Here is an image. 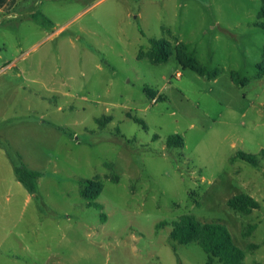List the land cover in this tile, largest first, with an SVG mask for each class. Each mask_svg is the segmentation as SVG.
<instances>
[{"label": "rangeland", "instance_id": "374dc122", "mask_svg": "<svg viewBox=\"0 0 264 264\" xmlns=\"http://www.w3.org/2000/svg\"><path fill=\"white\" fill-rule=\"evenodd\" d=\"M262 24L264 0L0 11V264H206L201 246L171 238L186 215L226 225L244 264H264V160H232L264 151ZM153 40L169 43L168 62L139 58ZM179 51L219 77L184 68ZM176 134L184 147L168 148ZM16 164L42 173L39 197ZM85 180L103 185L100 208L81 196ZM240 194L260 208L232 209Z\"/></svg>", "mask_w": 264, "mask_h": 264}, {"label": "trees", "instance_id": "16d2710c", "mask_svg": "<svg viewBox=\"0 0 264 264\" xmlns=\"http://www.w3.org/2000/svg\"><path fill=\"white\" fill-rule=\"evenodd\" d=\"M17 2L18 0H0V11H12L16 7ZM262 27L264 28V24H262ZM143 57L149 59L153 64L166 63L171 57L170 45L166 40H153L150 51L146 55L140 53L139 58ZM178 59L184 68H189L210 81L216 80L220 75L218 70H206L196 59L185 55L182 51H179ZM262 75H264L263 72L261 73ZM232 78L238 86H244L248 83L247 79H240L235 73L232 74ZM146 92L155 99L157 95L155 91L146 88ZM135 121L146 126L140 119H135ZM184 145V138L179 134L169 137L167 141L168 148H183ZM260 156L240 151L232 160L241 159L252 164L254 167H259L260 161L264 160V151L261 152ZM15 173L18 181L31 195L35 197L40 196L38 182L42 177L41 172L29 169L24 164H16ZM117 181L118 179L115 177L114 182ZM102 191L103 185L99 182L93 180L81 182V196L86 200H90V206L100 208V205L94 203V201ZM90 193L92 194L90 195ZM228 205L232 209L244 214H250L260 208V203L247 194H240L231 198L228 201ZM170 235L174 241L182 245L196 243L201 246L208 255L207 264H215L216 262L220 264H244L245 251L235 244L228 227L220 222H202L193 215H186L179 221L172 223Z\"/></svg>", "mask_w": 264, "mask_h": 264}, {"label": "crops", "instance_id": "0c3cea01", "mask_svg": "<svg viewBox=\"0 0 264 264\" xmlns=\"http://www.w3.org/2000/svg\"><path fill=\"white\" fill-rule=\"evenodd\" d=\"M18 3V2H17ZM218 263V262H217ZM207 264V263H206Z\"/></svg>", "mask_w": 264, "mask_h": 264}, {"label": "built area", "instance_id": "2783aa9c", "mask_svg": "<svg viewBox=\"0 0 264 264\" xmlns=\"http://www.w3.org/2000/svg\"><path fill=\"white\" fill-rule=\"evenodd\" d=\"M179 75V74H178Z\"/></svg>", "mask_w": 264, "mask_h": 264}]
</instances>
